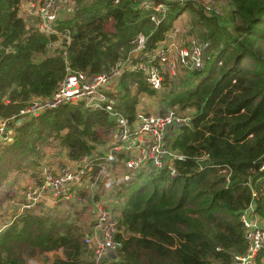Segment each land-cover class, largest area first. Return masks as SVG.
Instances as JSON below:
<instances>
[{"label": "trees", "instance_id": "1", "mask_svg": "<svg viewBox=\"0 0 264 264\" xmlns=\"http://www.w3.org/2000/svg\"><path fill=\"white\" fill-rule=\"evenodd\" d=\"M26 1L0 0V119L9 118L10 128L0 140V187L16 168L38 172L36 181L42 182V159H49L47 148L40 147L50 146L44 142L46 131L59 139L62 155L50 158L58 159L56 164L89 155L92 169L70 188L68 199L16 206L15 220L0 228V264H88L91 250L85 238L99 203L119 221L121 247L107 264H233L236 254L247 251L243 211L252 207V213L264 218V0H225L231 29L223 28L226 34L210 43L204 66L187 73L184 91L178 92L186 77L167 76L161 90L139 71H125L112 80L106 92L130 119L140 105L159 98L165 108L180 105L194 114L167 135L166 146L177 156L175 175L169 164L130 171L118 154L107 165L115 169L122 163L131 190L118 198L94 196L93 220L83 211L74 223L51 210L85 198V189L97 184L104 158L92 154L96 148L90 142H97L99 129L112 127L114 120L84 102H66L37 117L20 111L34 98L50 97L68 67L94 79L126 58L140 34L147 37L141 55L160 46L176 28L173 21L181 3L162 0L167 14L156 24L149 18L151 10L142 7L144 0H78L61 12L59 34L46 35L21 12ZM201 9L206 19L223 14L220 7L206 13L203 3ZM50 42L60 43L50 48ZM88 251L85 260L82 254ZM257 260L264 264V249Z\"/></svg>", "mask_w": 264, "mask_h": 264}, {"label": "built area", "instance_id": "2", "mask_svg": "<svg viewBox=\"0 0 264 264\" xmlns=\"http://www.w3.org/2000/svg\"><path fill=\"white\" fill-rule=\"evenodd\" d=\"M184 1V0H175ZM204 4L205 12L217 11L216 2L207 0ZM78 0H27L22 6L24 15L36 22V27L46 35L59 34L57 20L61 12L74 8ZM143 8L151 10L149 18L160 24L167 14L168 6L162 0H144ZM179 28L171 30L160 46L146 49L147 37L140 34L134 43L136 47L126 58L120 59L109 73L100 74L89 79L85 72L74 71L68 67V73L60 87L51 98H34L20 111L21 115L39 116L46 109H53L63 103L73 102L83 104L94 110L108 113L114 120V138L111 144V156L103 157L111 161L118 154L123 156L126 168L130 171L143 167L164 168L170 165L171 174H176L173 161L177 157L166 146L167 135L172 127L185 124L187 119L178 118L173 108L165 112H150L140 105L133 119L125 116L116 108V100L106 90L112 80L125 71H139L146 76L149 84L156 90L164 89L167 76L181 79V74L191 70L201 69L207 58L210 43L192 36L185 43L178 39ZM60 43V42H59ZM58 42H50L48 47L54 48ZM139 60L134 61V59ZM14 118V117H11ZM8 119L0 120V140L10 131ZM88 156L75 162L45 165L42 182L25 189L22 206L31 208L39 202L56 204L63 198L72 196L70 188L80 184L85 179L90 166ZM126 178H129L127 175ZM88 181V178H87ZM23 198V199H24ZM97 219L92 231L86 236L85 243L91 253L88 264H105L111 253L117 255L121 243L117 239L118 218L104 203L96 206ZM252 207L241 214V221L245 229L247 251L234 256L233 264H259L258 255L264 249V218L252 213Z\"/></svg>", "mask_w": 264, "mask_h": 264}, {"label": "rangeland", "instance_id": "3", "mask_svg": "<svg viewBox=\"0 0 264 264\" xmlns=\"http://www.w3.org/2000/svg\"><path fill=\"white\" fill-rule=\"evenodd\" d=\"M79 1L84 3L87 2L88 0H79ZM187 1L189 2L188 6L186 5ZM199 1L201 2V5L202 3L204 4L209 3L207 0L179 1L181 3L180 12L176 15L175 20L173 21L174 23L173 25L180 29L178 39L182 43H185L189 38L195 36L198 39L206 38L209 40L207 42L212 44L215 42L216 39L218 40L221 39L220 36H224V34H226V31L222 30L223 28L231 29V22L228 20V17H226L229 8L225 0H212L216 2L217 7H220V9L223 11V14H219L218 16L208 15L209 16V17L207 16L208 19L203 18V16L201 15L200 10L202 9ZM212 17L214 18L209 19ZM187 73L188 72H184L183 74H181V80H183L184 77H186V79L181 84L180 90L178 92H182L186 88L187 78L190 77V75H187ZM62 83L63 81H60L58 83V86L60 87ZM129 86L131 87V93L133 94L135 92V89L133 85H129ZM57 90L58 89H56L53 92V94H55ZM53 94L48 98H51ZM161 99L163 98L157 99L156 102H154L153 104L151 102H146L144 103L145 105L142 107L144 109H148L150 112H155V113H157L156 111L160 112V110L165 111L169 107L165 108L166 105L161 106L162 105L160 101ZM168 106H172V105L168 104ZM173 107L175 108L178 118L180 119L183 118L189 121L190 117L194 114V111L192 109H183L182 106L180 105H173ZM177 125L172 127L169 133L170 132L172 133L174 130H176V128H178ZM98 134H99L98 141L95 143L90 142V144L92 146H95L96 148V150L93 151L92 154H95L96 152V154L103 155L104 158L111 156L110 149L115 134L114 124L112 125V127L100 128ZM45 135L47 139L44 142L48 143L50 146H48L47 144H40V147L43 150L47 148L46 154H48L49 159H46L44 157L42 159V163L44 166L49 164L56 165L58 159L53 160L50 158H59L62 155L60 152V147L58 146L59 139L54 138L55 133L52 131H46ZM37 143H40V141L37 140ZM56 154H61V155L55 156ZM108 163L109 162H107L106 160H104V162L102 163L103 167L98 174L97 184L90 189H85L88 190L86 191L87 196L85 198L83 199L77 198L75 200L72 199L68 201L69 203H65V204L60 203L61 204V205L59 204L60 210L59 211L51 210V213L53 215L58 214L64 217V219H67V222L69 223H74L77 221V219L79 221V218H81L80 213L85 211L86 215L89 217V220L92 221L93 212L95 210L94 201H93L94 196L98 195V198L102 199V198H118L116 196H120L122 194L124 195L128 194L129 191L131 190L132 183H126L125 182L126 180H124L126 174L124 166L122 165L121 162H119L116 165L115 169H113L111 166L107 165ZM37 174L38 172L36 171L26 172L23 171L22 168L11 169L9 171V176L6 178L5 182H3L0 187V225H1L0 228L5 229L7 226H9V224H11V222L15 220L14 216L17 213L16 206L22 207V201L18 199V197L20 196V192L24 193L25 189L27 190L29 187L39 184L36 181ZM20 213L23 214L24 212H20ZM20 213L17 214L16 217H18ZM83 222L84 220H82L80 223L83 224ZM86 228L83 231H85ZM82 240L84 243L83 237L81 241ZM88 254L89 251L82 254L85 260ZM107 263L108 261L105 264ZM30 264H42V263L38 261H32Z\"/></svg>", "mask_w": 264, "mask_h": 264}, {"label": "crops", "instance_id": "4", "mask_svg": "<svg viewBox=\"0 0 264 264\" xmlns=\"http://www.w3.org/2000/svg\"><path fill=\"white\" fill-rule=\"evenodd\" d=\"M18 188V187H17ZM17 188H16V190H17ZM20 199L19 200H21L22 202H23V200H24V202H25V198L23 197V193L22 192H20ZM24 198V199H23ZM21 209H23V206L22 207H20Z\"/></svg>", "mask_w": 264, "mask_h": 264}, {"label": "water", "instance_id": "5", "mask_svg": "<svg viewBox=\"0 0 264 264\" xmlns=\"http://www.w3.org/2000/svg\"><path fill=\"white\" fill-rule=\"evenodd\" d=\"M182 125H183L182 123H181V124H178L177 127H180V126H182ZM111 257H112L113 259H116V258H117V255L111 253Z\"/></svg>", "mask_w": 264, "mask_h": 264}]
</instances>
